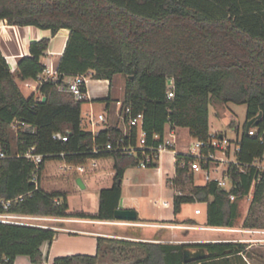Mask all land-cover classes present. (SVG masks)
I'll return each instance as SVG.
<instances>
[{"label": "trees", "instance_id": "obj_1", "mask_svg": "<svg viewBox=\"0 0 264 264\" xmlns=\"http://www.w3.org/2000/svg\"><path fill=\"white\" fill-rule=\"evenodd\" d=\"M0 20L49 29L53 35L69 29L58 63L62 77L89 71L97 79L126 76L123 106L132 105L136 113L144 112L143 128L149 143H157L155 134L163 135L168 124L186 127L192 137L208 140L212 97L224 103L246 104L245 129L237 140V163L228 166L230 189L219 187L216 181L195 185L190 168L193 157L178 153L176 160V182L193 186L189 192L175 195L174 213H180L184 203L206 202L208 226L235 227L239 205L231 195L236 199L247 196L253 181L262 175L253 165H248L245 173L239 165L252 164L264 154L260 139L264 134V0H0ZM50 41L48 37L32 41L29 54L18 59L15 71L0 48V145L8 155L0 159V214L116 220L125 171L137 165L139 157L119 150H91L95 145L104 147L109 140L116 143L123 129L111 125L93 133L82 125L86 100L61 92L53 82L26 96L17 82L36 78L43 71L42 57ZM169 77L174 79L172 98L168 96ZM253 119L258 120L257 135L248 133ZM17 121L30 128L16 131L12 125ZM55 132L68 134V141L53 139ZM127 137L134 143L135 129ZM31 147L45 155L40 177L48 160L83 163L90 158L112 157L116 174L113 185L100 191L99 212H68L66 192L45 190L41 178L36 185L32 180L35 164L23 155ZM183 160L185 167L181 166ZM263 198L264 176L256 184L252 202ZM2 200H11V204L6 208ZM56 233L39 225L0 221V264H14L20 255L34 263L43 262L42 246L52 242ZM104 240L99 237V247ZM126 242L145 251L136 264H249L246 245L238 241ZM188 246L205 247L207 258L184 263ZM99 256V252L60 256L54 264H98Z\"/></svg>", "mask_w": 264, "mask_h": 264}, {"label": "crops", "instance_id": "obj_2", "mask_svg": "<svg viewBox=\"0 0 264 264\" xmlns=\"http://www.w3.org/2000/svg\"><path fill=\"white\" fill-rule=\"evenodd\" d=\"M12 32L13 35V47L12 49H5L2 45V41L6 42V33ZM70 30L67 28H63L58 31L57 34L53 35L49 29H41L33 25L27 26H19V25H9L6 24L5 21L0 20V48L7 58L12 71H15L17 68V61L21 56L29 54V46L32 41L40 40L44 37L50 38V45L48 50H46L44 56L42 57V61L47 63L49 61H53L54 63H59L67 44V40L69 38ZM8 45V43H7ZM93 77V76H92ZM115 77V76H114ZM99 83L106 84V87L109 90L107 96L99 99L101 102L99 106L96 107L93 98V95L89 89L87 81V91H88V99L86 102H89V110L86 113V123L91 126V129L86 128L85 121L82 116V125L85 129L92 130V125L89 121L88 113L92 110L95 114H104L107 120L104 123H99L100 127L96 130L97 132L106 129L111 125H118V127L123 130L127 129V125L124 120L120 117V107L117 105L118 100H123L125 95V81L126 76H124L123 83V96H115L112 95V88L114 86L113 80L110 79H97ZM110 97L111 100L109 102L103 101V99ZM169 125L166 126L168 128ZM181 127H175L176 135L177 129ZM188 129V128H187ZM96 132V133H97ZM189 132V129H188ZM194 138V137H193ZM195 139V138H194ZM180 139L176 136V146L175 149L178 153H185L188 151L189 146L185 148H179ZM100 160H109L107 163L100 162ZM111 160V162H110ZM177 154L173 151H165L161 154L159 160L156 162L157 165L151 166L154 168V174L158 182H161L162 186H166L173 189L172 193V201L169 199H164L161 203L158 199L154 200L153 203L156 206H172V213L170 215H160L153 209L150 210L148 208L140 206L138 203L139 199L132 202L128 200L124 196V183L126 180L128 168L125 171L124 179L122 182V197L120 199L118 208H132L137 211L138 219L135 222H115L116 220H100L93 219L89 217H79V216H71L65 217L64 220L58 221L56 223L51 222V224L57 225L59 228L55 229L57 231L52 242H45L42 246V251L45 256V260L41 263H34L28 256L20 255L16 258L14 264H54V260L60 256L66 255H75V254H86V255H96L99 256L98 264H136V262L143 257H145V251L139 248L138 246L131 245L126 241H149V242H168V243H181L176 240H173L172 237H176L179 234V231L176 230L179 226L185 225L187 223L186 220H194L196 232H191V234L199 235L200 237H212L210 233L212 230H219L220 227H210L207 225V203L201 202L204 205V221L201 223L196 217L184 216L182 217L183 208L185 206L191 205L190 203H184L182 205V210L180 213H174V197L177 194H182L184 191L182 187L184 185L178 184L176 182L177 178ZM88 168L86 172H83V175H80V172L76 170L65 171L67 173H73L75 175L76 180L78 177H81L83 182L86 185V188L90 186V183H102V185L98 186V193L96 199L93 203V209H85L82 208L79 211H71L70 204V194L65 190H52V191H62L68 194V202L69 209L68 212H83L86 214L95 215L99 212L100 208V191L103 188L111 187L114 182V177L116 174L115 169V161L112 157L99 158L97 165ZM63 170V169H62ZM77 172V173H76ZM110 176V181L105 183L106 176ZM201 175V174H200ZM202 176V175H201ZM108 177V176H107ZM42 179V175H41ZM197 172H195L194 181L195 185H204L196 182ZM157 182V183H158ZM42 186V180H41ZM43 187V186H42ZM76 187L79 188V185L76 182ZM48 191V190H47ZM187 193V192H186ZM122 221V220H118ZM164 223H168L167 226H163ZM110 225H119L118 231H120L121 235L124 236H112L107 235V231L111 228ZM124 226H129L128 228H123ZM167 227V228H166ZM166 228V229H165ZM194 228V227H193ZM198 231H200L198 233ZM226 232V231H224ZM124 233V234H123ZM170 237L165 240V237ZM99 237L104 238L105 240L101 243V247H99ZM204 238V239H205ZM201 239V238H200ZM196 242H206V241H196ZM187 243V242H183Z\"/></svg>", "mask_w": 264, "mask_h": 264}, {"label": "rangeland", "instance_id": "obj_3", "mask_svg": "<svg viewBox=\"0 0 264 264\" xmlns=\"http://www.w3.org/2000/svg\"><path fill=\"white\" fill-rule=\"evenodd\" d=\"M12 32L6 33V42L2 41V45L5 49H12L13 47V35ZM88 86L93 95L94 103L96 107L99 106L101 102L99 99L108 95L109 90L106 84L99 83L97 78L92 76L88 77ZM19 86L26 96H30L33 91L31 88L26 87L24 82L17 79ZM114 86L112 88V95L123 96V83L124 75L117 74L113 80ZM89 102H84L82 104V116L85 121V126L91 129V126L86 123V113L89 110ZM98 115V114H97ZM247 118V106L246 104H238L234 102L224 103L212 97L209 106V121H210V131L211 132H221L226 134L227 138L231 141V154L229 159H235V149L236 142L242 137L245 129V123ZM15 134V131H13ZM177 136L180 139L179 148H185L191 145L195 139L190 135L186 127H181L177 129ZM15 145V143H14ZM217 155H222L218 152ZM109 160H100V162L107 163ZM111 162V160H110ZM64 164L63 161L58 159L48 160L42 171V186L45 190H65L70 194V204L71 211H79L82 208L92 210L93 203L96 199L98 193V186L102 183H90L88 189H83L79 186L76 187V177L73 173H67L60 167ZM90 169L93 167L92 162H88ZM226 167V163L222 165V169ZM128 168L126 180L124 183V196L132 202H136L139 199V205L150 210H154L160 215H170L172 213V206H156L153 201L158 199L161 203L164 199H169L172 201L173 189L164 187L161 182H158L154 174V168H142L138 165H130ZM77 173V172H76ZM201 172H197L196 182L199 184L205 183V179L200 175ZM80 175H83L82 173ZM108 176V177H107ZM106 176L105 183L110 181V176ZM158 182V183H157ZM195 184V182H193ZM193 184L187 183L182 187L184 192H189ZM253 189L250 193L241 198L234 199L238 203V217L235 223L237 228H249L254 229V232H241V231H222V230H212L210 235L212 237H200L199 235L191 234V232H196L194 223L187 222L185 225L179 226L176 230L179 231L178 236L172 237L173 240L178 242H192L196 241H223L225 239H238L244 238L242 241L246 245L245 259L249 264H264V198L259 203L253 204ZM137 196V197H134ZM191 205L185 206L183 208L182 217L184 216H194L201 223L204 221V205L201 202H191ZM35 222L48 224L51 222L58 221H41L36 220ZM245 223L255 224L254 226H246ZM168 223H164L163 226H167ZM111 228L107 231V235L112 236H124L120 234L119 225H110ZM188 226L194 227L189 228ZM129 226H124L123 228H128ZM167 228V227H166ZM165 228V229H166ZM200 231H198L199 233ZM124 234V233H123ZM170 237L166 236L165 240ZM201 238V239H200ZM205 238V239H204Z\"/></svg>", "mask_w": 264, "mask_h": 264}, {"label": "built area", "instance_id": "obj_4", "mask_svg": "<svg viewBox=\"0 0 264 264\" xmlns=\"http://www.w3.org/2000/svg\"><path fill=\"white\" fill-rule=\"evenodd\" d=\"M92 71L88 73H80L74 76H61V72L58 68V63L49 61L45 63L43 71L38 74L36 78L29 79L24 81L26 87L31 88L33 92L39 93L40 87L47 82H53L57 85V88L61 92L70 93L74 96L76 100H87L88 91H87V80L89 76H92ZM168 96L170 98L174 97V79L173 77L168 78ZM117 105L120 107V117L124 120L127 125V129L123 130L120 133V136L117 139V142L109 140L104 147L95 145L91 150L93 153H98L100 151H111L119 150L123 153L135 155L139 157L137 165L142 168L151 167L155 164L161 154L165 151H173L175 154H178L175 149L176 146V129L170 124L168 128L165 129L163 135L155 134L154 138L158 140L157 143H149L147 140V133L143 128L144 122V112H135L132 105L123 106V100H118ZM89 121L93 128V133H96L97 129L100 127L99 123H104L107 118L104 114H95L92 110L88 113ZM13 128L18 131L19 129L30 128V126L24 121H17L13 123ZM135 129L136 138L135 142L127 141V136H129V131ZM248 133L250 135H257L258 128L257 126L252 125ZM68 134L62 132H55L52 135V138L58 141L66 142L68 141ZM262 143H264V134L260 135ZM239 145L236 142L235 149V159L230 160L231 154V141L227 138L226 134L221 132H211L208 140H202L195 138V141L189 146V149L186 154L189 157H193V161L190 164V168L194 173L201 172L206 182L216 181L218 186L224 189H230L232 185V179L228 172V166L231 162L237 163L236 160V151L238 150ZM218 152H221L222 155H217ZM26 158L31 160L35 164V170L33 172L32 180L38 185L40 180L39 168L42 162L44 161L45 155L36 152L35 147H31L23 154ZM7 153L4 151L0 145V159L7 157ZM61 156H65V153H61ZM64 164L60 167L64 171L76 170L77 172L83 173L86 172L89 168L88 162H92V165L95 166L98 163V158H90L83 163H75L67 160H61ZM226 163V167L222 169V165ZM187 165L186 161L181 162V166L185 167ZM248 165L255 166L262 175L258 179H255L252 183L251 190L255 191L256 184L260 181L261 177L264 176V154L261 158L255 160L252 164L239 165L240 171L246 172ZM250 190V191H251ZM231 199L234 200L235 196L231 195ZM60 200H56L59 202ZM4 207H8L11 204V200L1 201ZM36 220L41 221H62L64 218L55 217V216H32V215H23V214H0V221L26 224V225H39L42 227H48L52 229L59 228L57 225L48 223H38ZM115 222H127V221H118ZM129 223V222H127ZM189 228H193L188 226ZM219 230L222 231H241V232H254L256 230L249 228H237V227H220ZM244 238L238 239H225L223 241H244Z\"/></svg>", "mask_w": 264, "mask_h": 264}, {"label": "water", "instance_id": "obj_5", "mask_svg": "<svg viewBox=\"0 0 264 264\" xmlns=\"http://www.w3.org/2000/svg\"><path fill=\"white\" fill-rule=\"evenodd\" d=\"M43 100L45 101L46 98L44 97ZM260 116L261 114H259L258 118ZM257 124H258V120L253 119L249 121V126L250 125L257 126ZM76 182L81 188L83 189L86 188V185L81 177H78ZM115 219L128 221V222H135L138 219V214L137 211L132 208H117L115 210ZM187 243H192V242H187ZM195 243H205V242H195ZM207 256H208V252L205 247L188 246L184 249L183 260L184 263H192L194 261L206 259Z\"/></svg>", "mask_w": 264, "mask_h": 264}]
</instances>
